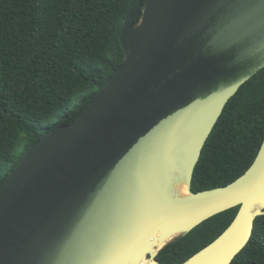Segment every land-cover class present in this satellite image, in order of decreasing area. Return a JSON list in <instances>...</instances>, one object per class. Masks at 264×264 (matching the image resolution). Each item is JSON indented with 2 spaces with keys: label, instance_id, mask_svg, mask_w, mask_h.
I'll return each mask as SVG.
<instances>
[{
  "label": "water",
  "instance_id": "obj_1",
  "mask_svg": "<svg viewBox=\"0 0 264 264\" xmlns=\"http://www.w3.org/2000/svg\"><path fill=\"white\" fill-rule=\"evenodd\" d=\"M119 39L122 63L1 184L0 264H158L172 239L237 207L219 236L180 263L230 264L264 215V137L235 180L191 190L225 104L264 67V0H144ZM181 137L187 196L154 201Z\"/></svg>",
  "mask_w": 264,
  "mask_h": 264
},
{
  "label": "trees",
  "instance_id": "obj_2",
  "mask_svg": "<svg viewBox=\"0 0 264 264\" xmlns=\"http://www.w3.org/2000/svg\"><path fill=\"white\" fill-rule=\"evenodd\" d=\"M143 2L0 0V186L23 154L48 130L72 122L122 63L123 19ZM263 137L264 67L225 104L194 168L191 190L235 180L255 159ZM237 209L175 237L155 260H187L227 228ZM230 264H264V215L255 218L249 241Z\"/></svg>",
  "mask_w": 264,
  "mask_h": 264
},
{
  "label": "bare ground",
  "instance_id": "obj_3",
  "mask_svg": "<svg viewBox=\"0 0 264 264\" xmlns=\"http://www.w3.org/2000/svg\"><path fill=\"white\" fill-rule=\"evenodd\" d=\"M182 139L183 137H181V139L178 140V143L176 145L177 148L176 155L174 157L167 156L165 158V164H166L165 169L160 170L158 172L160 183L162 184V187L165 192L164 191L159 192L158 190H153L152 195L154 201H159V202L166 201L167 200L165 197L166 195L167 197H171V198H184L187 196L186 183H185V167H184L185 154L180 147V143ZM163 178L165 179L163 180ZM149 261L153 262L151 259H149ZM123 264H128V261L124 262ZM139 264H144V258L140 261Z\"/></svg>",
  "mask_w": 264,
  "mask_h": 264
},
{
  "label": "rangeland",
  "instance_id": "obj_4",
  "mask_svg": "<svg viewBox=\"0 0 264 264\" xmlns=\"http://www.w3.org/2000/svg\"><path fill=\"white\" fill-rule=\"evenodd\" d=\"M21 141L22 140H20L19 141V144H21ZM20 150V148H19V145L16 147V151H19ZM170 179H171V177H170ZM150 261H149V259H146V258H144V264H148Z\"/></svg>",
  "mask_w": 264,
  "mask_h": 264
}]
</instances>
